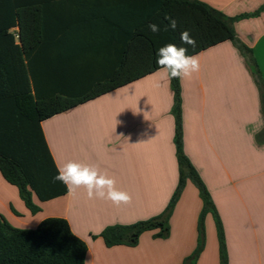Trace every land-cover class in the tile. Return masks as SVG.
Returning <instances> with one entry per match:
<instances>
[{
    "label": "crops",
    "instance_id": "0c3cea01",
    "mask_svg": "<svg viewBox=\"0 0 264 264\" xmlns=\"http://www.w3.org/2000/svg\"><path fill=\"white\" fill-rule=\"evenodd\" d=\"M199 1L229 18L249 15L234 28L253 51L264 80V0ZM196 57L200 70L180 79L184 152L221 219L228 264H264V144L257 141L264 133L260 92L232 42ZM111 94L110 117L86 119L72 113ZM173 106L170 78L159 70L42 123L57 168L68 161L98 166L129 194V203L117 206L107 199H90L80 188L47 202L34 194L33 203L41 211L32 214L18 189L0 173V216L18 229H34L48 218L67 220L87 244L86 264H183L197 248L203 208L191 181L170 219L169 238L146 232L136 247L108 248L100 237L108 227L150 220L167 209L180 177ZM205 222L207 240L197 264H220L213 215Z\"/></svg>",
    "mask_w": 264,
    "mask_h": 264
},
{
    "label": "trees",
    "instance_id": "16d2710c",
    "mask_svg": "<svg viewBox=\"0 0 264 264\" xmlns=\"http://www.w3.org/2000/svg\"><path fill=\"white\" fill-rule=\"evenodd\" d=\"M264 10L262 7L261 11ZM261 11L254 13L258 16ZM177 21V28L164 31ZM249 15L229 18L199 0H0V173L16 187L32 214L33 203L66 195L54 181L57 165L42 123L160 70L157 51L166 44L183 45L189 31L198 55L232 42L249 65L261 96L264 120V80L253 51L238 38L234 24ZM150 23L161 31L153 34ZM174 93L175 146L179 183L163 214L132 225L111 226L100 235L108 248L136 247L141 235L170 236V219L188 181L198 189L203 208L196 250L183 264H197L205 248V221L215 219L220 264H228L223 225L211 194L183 148L180 78L170 79ZM264 144V133L257 136ZM87 244L69 222L48 218L34 229H18L0 216V264H86Z\"/></svg>",
    "mask_w": 264,
    "mask_h": 264
},
{
    "label": "clouds",
    "instance_id": "9594fccd",
    "mask_svg": "<svg viewBox=\"0 0 264 264\" xmlns=\"http://www.w3.org/2000/svg\"><path fill=\"white\" fill-rule=\"evenodd\" d=\"M169 23L164 31L177 28V21L171 17H165ZM148 29L153 34L161 31L159 24L150 23ZM180 39L183 45L195 48L196 40L189 31L181 32ZM188 47H178L175 44H166L157 51V65L170 79L190 77L200 70L199 60L195 55H188ZM54 181L63 183L69 193L84 188L90 199H107L119 206L130 202L131 197L116 186V179L107 172H102L98 166L68 161L57 169Z\"/></svg>",
    "mask_w": 264,
    "mask_h": 264
},
{
    "label": "rangeland",
    "instance_id": "374dc122",
    "mask_svg": "<svg viewBox=\"0 0 264 264\" xmlns=\"http://www.w3.org/2000/svg\"><path fill=\"white\" fill-rule=\"evenodd\" d=\"M108 95L106 100H102L100 102H93L89 103L81 108H78V110L73 111L72 113H75L74 115H78L76 117H84L86 119H95L100 116H107L110 117V112H111V105H112V96ZM63 125L62 123L58 125V130L62 132ZM199 240V239H198ZM207 240L206 237V222H205V242ZM206 244V243H205ZM198 246V245H197Z\"/></svg>",
    "mask_w": 264,
    "mask_h": 264
}]
</instances>
